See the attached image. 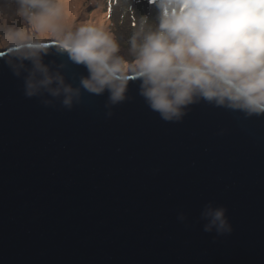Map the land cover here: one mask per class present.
Segmentation results:
<instances>
[{"label": "water", "instance_id": "water-1", "mask_svg": "<svg viewBox=\"0 0 264 264\" xmlns=\"http://www.w3.org/2000/svg\"><path fill=\"white\" fill-rule=\"evenodd\" d=\"M19 46L0 56V264H264V115L200 102L166 122L134 76L110 109L87 92L46 106L14 74ZM209 202L231 234L203 230Z\"/></svg>", "mask_w": 264, "mask_h": 264}, {"label": "clouds", "instance_id": "clouds-1", "mask_svg": "<svg viewBox=\"0 0 264 264\" xmlns=\"http://www.w3.org/2000/svg\"><path fill=\"white\" fill-rule=\"evenodd\" d=\"M16 2L36 34L51 27L57 52L87 70L73 83L63 62L54 67L46 60L48 41L25 37L21 30L15 34L19 55L10 63L28 98L71 110L85 92L107 93L110 109L127 99L134 76L139 95L166 122L181 121L200 102L245 117L264 115V0H154L155 24L141 18L131 37V61L102 28L83 25L66 31L52 23L61 15L58 0ZM200 218L205 232L219 236L234 231L224 206L209 202Z\"/></svg>", "mask_w": 264, "mask_h": 264}, {"label": "rangeland", "instance_id": "rangeland-1", "mask_svg": "<svg viewBox=\"0 0 264 264\" xmlns=\"http://www.w3.org/2000/svg\"><path fill=\"white\" fill-rule=\"evenodd\" d=\"M0 2V51L20 43L15 34L21 30L25 37L35 36L45 41L56 39L51 27L36 34L32 23L19 14L16 0ZM58 4L61 15L52 23L66 31H74L83 25L102 28L113 35L121 53L130 61L133 59L131 37L138 31L141 18L147 17L149 25L155 24L154 0H58Z\"/></svg>", "mask_w": 264, "mask_h": 264}, {"label": "snow or ice", "instance_id": "snow-or-ice-1", "mask_svg": "<svg viewBox=\"0 0 264 264\" xmlns=\"http://www.w3.org/2000/svg\"><path fill=\"white\" fill-rule=\"evenodd\" d=\"M3 55H5V53L4 52H0V56H3ZM12 69L11 68H9V71H11Z\"/></svg>", "mask_w": 264, "mask_h": 264}, {"label": "bare ground", "instance_id": "bare-ground-1", "mask_svg": "<svg viewBox=\"0 0 264 264\" xmlns=\"http://www.w3.org/2000/svg\"><path fill=\"white\" fill-rule=\"evenodd\" d=\"M1 3V2H0ZM16 26H13V28H15Z\"/></svg>", "mask_w": 264, "mask_h": 264}]
</instances>
